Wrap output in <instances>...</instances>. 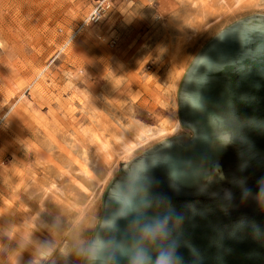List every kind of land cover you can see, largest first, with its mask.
<instances>
[{"label":"rangeland","instance_id":"1","mask_svg":"<svg viewBox=\"0 0 264 264\" xmlns=\"http://www.w3.org/2000/svg\"><path fill=\"white\" fill-rule=\"evenodd\" d=\"M96 1L0 0V264H80L111 178L186 134L176 90L195 53L264 14V0H222L221 18L208 22L207 8L202 24L193 0H114L103 23L83 26ZM156 105L169 109L163 133Z\"/></svg>","mask_w":264,"mask_h":264},{"label":"water","instance_id":"2","mask_svg":"<svg viewBox=\"0 0 264 264\" xmlns=\"http://www.w3.org/2000/svg\"><path fill=\"white\" fill-rule=\"evenodd\" d=\"M176 103L186 134L155 143L111 178L80 264H133L137 249L148 264L162 252L174 264H264V14L203 44ZM148 228L160 230L154 239Z\"/></svg>","mask_w":264,"mask_h":264},{"label":"crops","instance_id":"3","mask_svg":"<svg viewBox=\"0 0 264 264\" xmlns=\"http://www.w3.org/2000/svg\"><path fill=\"white\" fill-rule=\"evenodd\" d=\"M241 1H242L240 3L241 5H243V6L245 5V7L249 5L248 0H241ZM210 2H211L210 6L207 4V0H196V1L193 0V2H191V3H193V7L197 8V15H196L197 18L196 19H197L198 22H200V20H201L202 24H205V20L207 18V13H206V9L207 8L208 9H210V8L213 9V11L208 14V17L210 18V20L208 22H212V21L215 22V21H217V19L221 18L220 11H221V8H222V0H211ZM231 2L232 3L234 2L233 3V5H234L235 3L238 2V0H231ZM127 3H129L127 0H116V5H117V8H119V9L122 6H125V4H127ZM245 3H248V4H245ZM233 5H231V6H233ZM93 6L88 10V12H87V14L85 16V19L90 14ZM237 6L238 5H236V8H237ZM104 19H103V22L105 21ZM106 27L108 28L106 30V32H107V37L106 38L108 39V42H110V45H113L115 43V40H114L115 29L111 31L109 25H106ZM94 29H96V28H94ZM89 32L91 33V31H88L85 34L86 38L88 40H86V39H84V40L91 47V46H94L93 44H94L95 40H93L94 38L91 36V34ZM96 38H98V35L96 36ZM168 104L169 103L167 102L166 105H168ZM161 105H163V104L161 103ZM154 109L156 110L155 119L160 122L159 126H161L160 128L157 129V131L163 133L165 131V129H167V127L169 128V126H168V123L170 121V119H168L169 109L168 108H162V106H160V105H156ZM29 243H31V242L29 241Z\"/></svg>","mask_w":264,"mask_h":264},{"label":"clouds","instance_id":"4","mask_svg":"<svg viewBox=\"0 0 264 264\" xmlns=\"http://www.w3.org/2000/svg\"><path fill=\"white\" fill-rule=\"evenodd\" d=\"M124 203L127 205L128 200L125 199ZM159 229L153 230L151 228L145 229L146 235L152 237L153 239L159 232ZM103 250V244L97 243L90 250V256L92 259H95L99 256ZM42 255H48L47 252L42 253ZM133 264H148V258L144 249H137L133 255ZM156 264H174V257L171 253L162 252L157 258Z\"/></svg>","mask_w":264,"mask_h":264},{"label":"built area","instance_id":"5","mask_svg":"<svg viewBox=\"0 0 264 264\" xmlns=\"http://www.w3.org/2000/svg\"><path fill=\"white\" fill-rule=\"evenodd\" d=\"M113 3L114 0H97L83 26L100 24L107 12L111 10Z\"/></svg>","mask_w":264,"mask_h":264},{"label":"bare ground","instance_id":"6","mask_svg":"<svg viewBox=\"0 0 264 264\" xmlns=\"http://www.w3.org/2000/svg\"><path fill=\"white\" fill-rule=\"evenodd\" d=\"M179 127H180V125H179ZM179 127H176V128H179ZM181 128V127H180ZM157 130H155L154 132H156ZM161 131V130H160ZM158 132V131H157ZM163 132V131H162ZM149 133V132H148ZM159 133V132H158ZM157 133V134H158ZM155 134V133H154ZM152 136V135H151ZM159 136V135H158ZM142 142V141H141ZM140 143V142H139ZM121 145V144H120ZM140 145V144H139ZM136 148V147H135ZM133 149V146L132 147H130L129 145H127V144H123V147H122V150H123V152L122 153H124V156L125 157H128L129 155H131V154H134L133 152V150H136V149ZM132 156V155H131ZM29 239H31V238H29ZM28 238H27V241L29 240ZM30 241V240H29ZM28 241V242H29Z\"/></svg>","mask_w":264,"mask_h":264}]
</instances>
